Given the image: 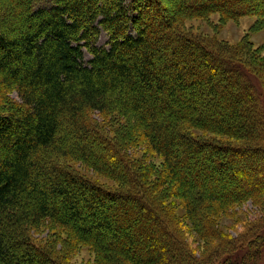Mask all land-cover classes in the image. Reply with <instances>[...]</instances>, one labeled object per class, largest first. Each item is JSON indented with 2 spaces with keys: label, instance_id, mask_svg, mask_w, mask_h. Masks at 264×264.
<instances>
[{
  "label": "trees",
  "instance_id": "16d2710c",
  "mask_svg": "<svg viewBox=\"0 0 264 264\" xmlns=\"http://www.w3.org/2000/svg\"><path fill=\"white\" fill-rule=\"evenodd\" d=\"M37 1L0 0V264H74L82 246L95 252L92 264H194L158 190L175 182L195 224L226 205L264 200V67L187 31L185 21L214 12L264 15V7L255 0ZM102 30L108 47L97 44ZM239 93L250 106L247 120L231 118L243 106ZM136 139L163 159L165 177L150 181L129 160ZM244 159L256 163L237 175ZM218 173L217 188L206 186ZM252 234L246 253L221 264H255L264 231Z\"/></svg>",
  "mask_w": 264,
  "mask_h": 264
},
{
  "label": "rangeland",
  "instance_id": "374dc122",
  "mask_svg": "<svg viewBox=\"0 0 264 264\" xmlns=\"http://www.w3.org/2000/svg\"><path fill=\"white\" fill-rule=\"evenodd\" d=\"M47 1L49 0H38L37 2L38 4H43ZM163 1L172 3L173 5L174 1L177 0ZM255 1L257 2L256 8L264 7L263 0ZM184 28L197 35L215 40V42L222 47H228L233 51H243L247 57L251 58V61H254V59L257 58L262 59V65L264 67V15L251 13L240 17H225L220 12H214L204 17L196 16L187 18ZM241 42L244 43L240 45ZM97 44L108 47V35L104 30L101 31ZM90 58L91 54L86 50L85 60ZM215 77L216 79H220L221 75L215 74ZM239 94L240 95L238 97L241 98L240 102L243 106L239 110H234V115L231 118L236 121L247 120L244 110L250 106H248V103L243 100V94ZM12 95L17 98L16 93H13ZM223 104V101H219L218 105H216V110L219 111L220 108L223 107ZM227 112L229 113L230 111ZM94 118L100 119V121L102 120V117L97 113H94ZM231 118H229V116L225 117V124L228 123ZM66 123L67 122L64 124ZM106 128L110 129V126L108 125ZM107 135L114 136L115 133L108 132ZM197 135L199 138H202L200 136H209V134H206L204 131H198ZM217 139L225 141L234 140L229 138L227 135H219L217 136ZM132 141L133 142H131L126 149L129 160L132 163L147 169L149 171L148 179L150 181H154L164 175L166 176L167 171L163 159L150 151V148L144 141H137V139ZM104 152L108 155L110 154V151L108 150H105ZM110 158L114 162L116 161L114 156H110ZM244 160L246 162L243 163L241 169H237V175H240V173H243L244 170L250 168L253 163H256L254 159L252 161L249 159ZM73 164L79 167L78 169L82 173L91 177L93 180H97L101 184H105L110 187L111 185L115 187L117 186L109 179L99 176L98 174L96 175L91 170H87L80 163ZM215 164L216 163H211L209 166L213 167ZM199 166L198 168H201L202 172H205L206 166ZM180 168H186L189 172H193L195 170L192 167L182 164H180ZM219 177L218 173L216 178L212 177V179L209 180L210 182H206L205 185L217 188L215 186H217L216 181ZM188 181L191 182L192 180L190 181V179H188ZM224 185L228 184L224 183ZM226 187L228 186H225V188ZM245 187L246 186L244 185V188ZM177 190L175 182L168 180L167 186H163L158 190V193L161 192L160 194L162 196L159 201L162 205L161 207L164 208L163 212L168 214L169 218L172 219L185 244L189 246L193 252V259L195 261L194 264H221L224 260L228 261L229 258H227V256L229 257L230 253L235 251V255L240 256L239 253L247 252L246 244L247 241L253 237L254 234H252V232L261 233L264 231V200H259L257 202L249 198L238 203L226 205L223 210H217L214 215H210L209 222L203 219L200 220V222L196 220L197 223L195 224L189 216L190 214L187 209L185 196L174 194ZM222 190L224 189L221 188V191ZM168 191L171 192L168 194ZM154 195L157 194L155 193ZM262 247V254H259L260 257L255 264H264V245ZM95 260L96 254L88 246L78 248L77 252L71 257V261L74 264H92Z\"/></svg>",
  "mask_w": 264,
  "mask_h": 264
}]
</instances>
